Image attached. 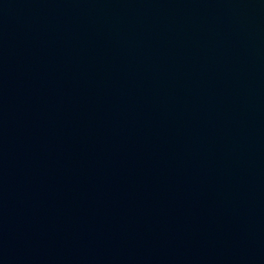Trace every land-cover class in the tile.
<instances>
[{"label": "water", "instance_id": "95a60500", "mask_svg": "<svg viewBox=\"0 0 264 264\" xmlns=\"http://www.w3.org/2000/svg\"><path fill=\"white\" fill-rule=\"evenodd\" d=\"M0 264H264V0H0Z\"/></svg>", "mask_w": 264, "mask_h": 264}]
</instances>
